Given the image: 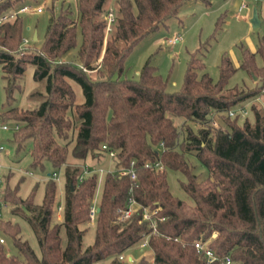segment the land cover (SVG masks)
<instances>
[{
    "label": "trees",
    "instance_id": "1",
    "mask_svg": "<svg viewBox=\"0 0 264 264\" xmlns=\"http://www.w3.org/2000/svg\"><path fill=\"white\" fill-rule=\"evenodd\" d=\"M76 1L77 18L63 10L49 15L44 39L36 50L32 45L20 46L24 29L20 14L0 21V65L8 81L7 99L13 79L22 76L28 65L33 66L34 78L45 80V96L35 107L9 106L0 112L2 120L20 124L9 142L15 155L30 144L33 170L63 167L65 176L61 220H56L55 180L46 178L42 200L35 203L32 196L20 197L17 185H9L11 169L2 174V199L10 205L8 211L28 223L40 252L21 236L17 223L1 215L0 232L10 236L17 253L9 254L0 242V264H95L108 258L110 264H120L118 255L139 244L146 231L140 210L116 221L130 198L157 209V232L148 238L153 258L150 262L141 256L134 264H219L225 255L232 264H264V109L256 100L258 95L264 97V36L255 51L241 48L237 67L223 56L216 81L203 71L202 59L192 55L181 86L169 91L148 61L136 79L122 75L124 61L136 43L166 25L189 0H116L119 17L106 11L113 16L106 41L107 18L100 19L99 14L107 0ZM14 9L15 0H0V16ZM222 21L220 16L216 27ZM78 34L81 64L59 60L77 45ZM237 68L251 71L261 83L248 90L226 87ZM98 69L105 74L93 77L91 72ZM69 80L80 86L82 101H75ZM249 100L252 121L227 114L228 109ZM213 114L224 118L227 129L218 127L212 132ZM173 116L203 127L193 133L187 126L185 144H179ZM103 144L115 155L112 172L104 174L95 220L90 223L97 173L82 180L78 176L90 154L107 155ZM190 150L206 168V177L198 179L192 171L185 156ZM68 156L79 162L67 164ZM131 160L135 179L118 172ZM148 161H160L162 168L145 167ZM167 168L184 175L180 184L191 202L170 192ZM90 225L94 239L84 246L83 235ZM214 231L216 236L208 246L218 260L208 263L193 241L207 239Z\"/></svg>",
    "mask_w": 264,
    "mask_h": 264
},
{
    "label": "rangeland",
    "instance_id": "2",
    "mask_svg": "<svg viewBox=\"0 0 264 264\" xmlns=\"http://www.w3.org/2000/svg\"><path fill=\"white\" fill-rule=\"evenodd\" d=\"M23 4H30L33 7L40 6V11L21 12L23 18L24 29L23 36H26L28 42L26 45H32L34 50L39 48L45 35L48 18L51 13L57 15L61 10L67 12L72 17H78L77 1L76 0H15V8ZM239 0H189L184 3L178 11L177 16L171 17L166 25H160L147 33L138 43H136L124 61L123 76L134 78L138 77L139 71L146 61L155 67V72L160 74L166 81V88L169 91L178 90L183 82V78L187 69L188 61L194 55L202 59L204 63L203 71H206L216 81L219 76V64L223 56H227L234 66H238L241 57V48H247L249 51H255L259 39L264 36V0H246V7L239 10ZM256 8L260 24L252 27L249 19L252 16L253 8ZM109 9L118 18V5L116 0H107L104 4L103 11L99 14L100 19H104L106 11ZM133 10L135 7L133 6ZM222 16L223 21L219 27H216V21ZM36 30L38 38L32 40V31ZM108 31L104 34V41L110 38ZM177 37L178 39L171 43L169 38ZM81 37L77 36V45L64 53L59 60L63 62L81 64L78 58L77 47ZM121 46V42H117ZM101 58L93 60L96 64ZM256 63L260 64L261 59L256 55ZM93 77H99L100 74H105L104 70L98 69L97 72H91ZM72 88L75 91V101L80 102L84 99L81 88L78 84L70 81ZM260 79L257 75L245 71L242 68H237L228 78L227 86L235 85L241 89L255 88L260 84ZM8 81L3 77V72L0 65V112L9 106H19L20 108H33L45 96V80L36 79L33 77V66L28 65L24 74L13 79V87L9 98L7 99ZM257 102L264 109V97L258 95ZM247 108L245 116L249 121L253 120L252 112L249 110L250 100L243 103ZM225 115V114H224ZM211 124L214 128L227 129L226 122L220 114H213ZM173 122L178 131L179 144H185L187 136V126L193 133L203 125L194 120H186L182 117H172ZM242 120V119H239ZM1 123L12 124L10 119H1ZM12 130L0 129V140L5 145V151L1 155L2 174H7L9 177L8 183L11 187L17 185V193L20 197L26 198L32 196L35 203H40L44 193L46 178L52 172H56V213L55 219L61 220V210L58 205H62L65 189V176L63 167L52 168L48 166L44 171L33 170L29 166V148L30 144L24 150L15 155L14 146L9 139L12 138ZM74 136V133L71 134ZM73 142V141H72ZM73 143L69 144L71 148ZM187 161L196 174L198 179H202L208 175L205 167L195 157L194 151L190 150L185 153ZM67 164H75L79 160L71 156L67 158ZM83 163V162H81ZM112 160L105 153L99 152L97 155L90 154L86 159L85 164L93 169L103 168L108 170L112 168ZM48 172V173H47ZM167 184L170 192L186 202H191L190 197L181 187L180 182L185 181V177L179 171L167 168ZM104 172H97L96 186L94 197L99 199ZM4 182L6 176H4ZM5 203V202H4ZM5 207L1 208V215L4 218L18 224L21 236L28 241L34 251L39 254V248L36 242L33 231L28 223L20 216L11 213L10 205L5 203ZM61 235L65 241V233L62 229ZM2 242L6 252L16 254V248L12 243L10 236L3 235ZM94 239V226L90 225L83 235V245L88 246ZM125 255L131 254L133 262H136L141 255L145 256L150 262L153 258L151 249L147 246L141 247L135 245L126 250ZM120 264H129L124 257L119 259ZM95 264H110V258L101 260Z\"/></svg>",
    "mask_w": 264,
    "mask_h": 264
},
{
    "label": "built area",
    "instance_id": "3",
    "mask_svg": "<svg viewBox=\"0 0 264 264\" xmlns=\"http://www.w3.org/2000/svg\"><path fill=\"white\" fill-rule=\"evenodd\" d=\"M246 7V0H239V7L238 9L241 10L243 8ZM41 7L40 6H36L33 7L30 4H23L18 6L17 8H15L11 13L9 14H4L2 16H0V21L4 20V19H9L12 18L15 15L20 14L21 12H26V11H40ZM107 28L106 31H109L110 29V23L113 20V16L111 13H108L107 16ZM178 38L177 37H173V38H169V41L171 43H173L174 41H176ZM26 42H28V39L26 36H23L22 38V42H21V47L26 45ZM247 113V108L245 105L242 106H236L233 108H230L227 110V114L229 116H235V115H239L240 117L245 116V114ZM20 124L18 122H12L11 125H8L7 123H1L0 125V129L1 130H12L15 131L17 129H19ZM102 150H104L107 155L112 158L115 155V152L109 148H107L106 145H102L101 146ZM5 151V145L4 143L0 140V188H1V182H2V162H1V155L2 153ZM145 167H149V168H162V164L160 161H155V162H151L148 161L144 164ZM101 173V172H112V169H108V170H104L103 168H98V169H93L91 167H89L88 164H83L82 165V170L81 173L78 176L79 180L84 179L85 177L92 175L93 173ZM118 172L122 175L125 174H129L131 179H135L136 178V172L134 169V160L130 161L129 166L127 167H121L118 169ZM57 173L56 172H52L51 174L48 175L49 178L55 179L57 178ZM97 202L98 199H96V197H93L92 202H91V206L89 209V221L90 223H93L95 220V214H96V210H97ZM5 207V203L2 199V194L0 191V216H1V208ZM62 206L59 204L58 205V209L61 210ZM137 210H140V214H141V221L144 222L145 224V228L146 231L144 232L143 238L140 240L138 246L141 247H149L148 246V238L151 234L156 233L157 229H156V216L155 213L157 211L156 208L154 209H150L147 206L141 205L140 203H138L134 198H130L128 205L126 208L124 209H120L119 210V214L116 218V221H122V220H126L127 218H129L131 216V214ZM216 231H214L211 236L207 239H202V238H196L193 241V245L196 249V251L199 254H202L203 257L205 258V260L208 263L211 262H215L216 260H218V256L215 254L214 250L211 249L208 246V242L214 238L216 236ZM0 242H4V238L0 236ZM143 256V255H141ZM126 258L127 262L129 264H134L135 262H133V256L131 254L129 255H125L124 252L120 253L118 255V258L121 260L123 258ZM152 264V263H151ZM219 264H232V260L231 257L229 255H225L223 257V259L221 260V262Z\"/></svg>",
    "mask_w": 264,
    "mask_h": 264
},
{
    "label": "water",
    "instance_id": "4",
    "mask_svg": "<svg viewBox=\"0 0 264 264\" xmlns=\"http://www.w3.org/2000/svg\"><path fill=\"white\" fill-rule=\"evenodd\" d=\"M249 22L252 27H256L260 24L258 13L255 7L253 8L252 16L250 17ZM33 39H36V31L34 32Z\"/></svg>",
    "mask_w": 264,
    "mask_h": 264
},
{
    "label": "crops",
    "instance_id": "5",
    "mask_svg": "<svg viewBox=\"0 0 264 264\" xmlns=\"http://www.w3.org/2000/svg\"><path fill=\"white\" fill-rule=\"evenodd\" d=\"M35 31H36V30H33V31H32V37H31L32 39H33V35H34V32H35ZM37 38H38V35H37V31H36V39H37ZM36 39H33V40H36Z\"/></svg>",
    "mask_w": 264,
    "mask_h": 264
}]
</instances>
